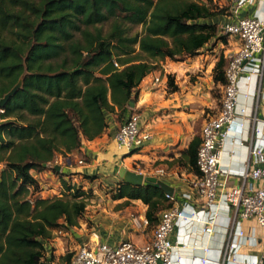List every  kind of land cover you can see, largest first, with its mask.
Here are the masks:
<instances>
[{
  "label": "trees",
  "instance_id": "trees-1",
  "mask_svg": "<svg viewBox=\"0 0 264 264\" xmlns=\"http://www.w3.org/2000/svg\"><path fill=\"white\" fill-rule=\"evenodd\" d=\"M212 1L0 0V97L22 81L0 107V264H41L52 229L78 223L89 191L50 161L100 135L108 113L121 125L128 101L160 60L194 56L218 36V24L207 18L224 12ZM107 19L104 33L96 25ZM125 22L141 23V32L128 34ZM225 64L220 54L213 67L220 84ZM166 79L176 90L174 76ZM200 139L196 133L178 157L194 173ZM46 168L61 176L58 194L39 192L31 169ZM113 189L114 197L146 203L151 224L172 205L155 182L122 179Z\"/></svg>",
  "mask_w": 264,
  "mask_h": 264
},
{
  "label": "crops",
  "instance_id": "crops-1",
  "mask_svg": "<svg viewBox=\"0 0 264 264\" xmlns=\"http://www.w3.org/2000/svg\"><path fill=\"white\" fill-rule=\"evenodd\" d=\"M231 4L232 0H227L228 14H218L207 18V21L221 23L223 26L244 15L264 17V0L247 1L235 14L230 10ZM219 43L224 47L220 54L225 58L238 48V40L233 35L228 34L226 43ZM214 49L212 47L209 52ZM259 55L263 59L260 74L249 79L242 76L239 82L237 110H245L247 118L243 120L242 127H236L235 124L220 143V166L232 171V174L221 176L228 185L239 184L236 171L244 168L249 161L250 146L257 141L264 143V50ZM208 57L206 50L182 60L166 57L159 61L158 69L142 78L134 105L128 106L125 112L126 117L131 111L138 113L139 124L150 135L141 146L128 149L119 145L115 133L120 123L114 114L108 113V125L100 135L92 139L83 138L80 147L68 153V157L55 155V161H64L56 170L62 171L65 179L82 184L85 189L89 187L91 193L78 223L53 228L51 236L44 240L41 264H66L74 249L82 244L116 245L122 241H131L142 245L150 239L155 224L147 221L146 203L140 198L114 197L115 190L111 187H97L100 182L102 185H116L123 179V168L164 180L173 187L172 205L195 211L204 221L207 220L208 213L201 209L202 205L196 200L191 187L195 173L178 157L192 137L196 133L200 135L204 121L216 112L220 101L221 95L213 96L211 91L214 85L219 86L221 92L223 87V84L213 79L216 56L213 53ZM196 71L199 72L190 80ZM168 73L175 77L177 89L174 91L167 88ZM155 76L161 80L155 81ZM50 164L55 166L52 161ZM31 173L39 184L42 185L40 177L43 173L48 179L45 180L53 185L51 192L46 191L43 196L60 192L62 185L58 173L49 168L41 171L31 169ZM85 175L92 176V179ZM185 193L192 196L185 197ZM214 208L216 215L209 234L203 232V222L184 224L182 220H177L169 233L170 240L177 244L172 264H220L229 243L234 244L236 250L230 252L226 259L228 264L264 255V227L256 226L258 240L252 244V238L240 236L239 229L246 233L248 227L255 224L253 220L237 217L240 224L235 225L234 208L227 209L223 205Z\"/></svg>",
  "mask_w": 264,
  "mask_h": 264
},
{
  "label": "built area",
  "instance_id": "built-area-1",
  "mask_svg": "<svg viewBox=\"0 0 264 264\" xmlns=\"http://www.w3.org/2000/svg\"><path fill=\"white\" fill-rule=\"evenodd\" d=\"M247 1L250 0H232L231 12L237 13L239 7ZM222 30L236 37L238 48L226 57L225 83L216 112L201 127L196 159L199 173H195L191 181L196 200L201 203V209L208 213L207 220L204 221L195 211L171 205L161 210L158 222L146 243L137 245L131 241H122L116 245L82 244L74 249L66 264H172L177 244L170 240L169 233L177 220H182L184 224L203 222L202 230L209 234L216 215L213 207L221 205L227 209H235V225L240 224L237 217L255 222L248 227L246 233L239 229V235L252 238V244L257 242L255 228L257 225L264 227V143L257 141L250 146L249 161L244 168L236 171L239 178L237 185H228L221 179L222 175L232 174V171L220 166V143L235 124L240 128L247 118L245 110H237L239 82L242 76L249 79L261 72L263 59L259 54L264 50V17L244 15L234 22L225 23ZM154 80L160 81L161 78L155 76ZM238 118L241 121H237ZM149 136L139 124L136 112L128 114L115 133L118 144L128 149L141 146ZM79 161L81 162L80 159ZM55 162L57 161L52 160V164H56ZM166 195L173 198L172 195ZM184 195L192 196L190 193ZM235 247L232 243L226 245L220 264H228L226 259L228 260L230 252L236 250ZM263 261L262 254L253 260L237 261L234 264H263Z\"/></svg>",
  "mask_w": 264,
  "mask_h": 264
},
{
  "label": "rangeland",
  "instance_id": "rangeland-1",
  "mask_svg": "<svg viewBox=\"0 0 264 264\" xmlns=\"http://www.w3.org/2000/svg\"><path fill=\"white\" fill-rule=\"evenodd\" d=\"M226 3H227V0H213L212 2H211V6H213V7H219V8H222L223 9V12L224 13H220V14H228L227 12H228V7H227V5H226ZM218 15V14H217ZM111 22H112V20L111 19H107V20H104L103 22H101V23H97V25L96 26H98V27H100L101 29H102V32H107L109 29H110V26H111ZM124 27H125V29H126V32L128 33V34H134V33H139V32H141V30H142V24L141 23H137V24H132V23H130V22H125L124 24ZM77 34V33H76ZM78 35V34H77ZM218 36H224L223 38L222 37H218ZM218 36H214V37H212L211 39H210V41L208 42V43H206L204 46H203V48H201L199 51H198V53H201L202 51H204V50H206V51H208V53H209V57L208 58H210V56L211 55H213V53H214V56H216V59H215V62H216V60L218 59V55L221 53V51L224 49V47H223V45L222 44H220L219 43V41H223L224 43H226V40H227V37H228V34H226L223 30H222V24L221 23H218ZM212 47H215V49L213 50V52H209V50L212 48ZM213 60V58L211 59V61ZM159 67H160V63H159ZM158 69V68H157ZM199 71H196L195 72V75H192L191 77H190V80H193L194 78H195V76H196V74L198 73ZM175 78V77H174ZM167 88H168V86H167ZM221 88L219 87V86H216V85H214L213 87H212V89H211V91H212V95L213 96H216V97H220V95H221ZM1 111V110H0ZM56 156L58 155V154H55ZM57 158V157H56ZM55 157H54V159H52V160H55L56 159ZM55 163H57V164H63L64 163V161H59L58 160V162H55ZM2 163H0V168H2ZM48 175H50V173L48 172L47 173ZM41 176L42 177H40V180H41V182H42V185H41V183L39 184V187H40V189H39V192H40V194H42V195H44V194H46V191H49V192H51V188L53 187V185H51V184H49V182L48 181H46V180H48L47 178H45V174H43V173H41ZM46 179V180H45ZM46 181V182H45ZM43 185H44V187H43ZM42 186V187H41ZM97 187H101V188H109V187H111V188H114L115 187V185H102V183L100 182L99 183V185H97ZM88 191H90V189H89V187H87L86 188ZM92 190V189H91ZM90 193L91 192H89V195H90ZM55 194H57V193H55Z\"/></svg>",
  "mask_w": 264,
  "mask_h": 264
},
{
  "label": "water",
  "instance_id": "water-1",
  "mask_svg": "<svg viewBox=\"0 0 264 264\" xmlns=\"http://www.w3.org/2000/svg\"><path fill=\"white\" fill-rule=\"evenodd\" d=\"M21 79L18 80L3 96L0 97V107L5 104V102L9 99L11 95H13L16 90L21 86ZM134 98H131L127 105L132 107L134 105ZM47 163H43V165H46ZM56 169L60 168L59 164H55L54 166ZM121 176L123 180H125L128 183L134 184V185H141L145 180L150 182L157 183L163 191L168 194H173V187L165 182L164 180L154 176V175H144L142 172H138L129 168H123L121 172Z\"/></svg>",
  "mask_w": 264,
  "mask_h": 264
}]
</instances>
